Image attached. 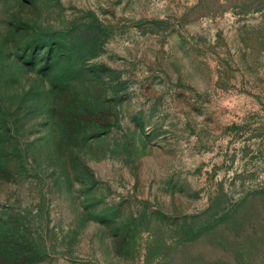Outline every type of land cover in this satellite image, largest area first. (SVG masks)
<instances>
[{"label":"rangeland","instance_id":"374dc122","mask_svg":"<svg viewBox=\"0 0 264 264\" xmlns=\"http://www.w3.org/2000/svg\"><path fill=\"white\" fill-rule=\"evenodd\" d=\"M0 250L264 264V0H0Z\"/></svg>","mask_w":264,"mask_h":264},{"label":"trees","instance_id":"16d2710c","mask_svg":"<svg viewBox=\"0 0 264 264\" xmlns=\"http://www.w3.org/2000/svg\"><path fill=\"white\" fill-rule=\"evenodd\" d=\"M9 252H11V251H8V253H9ZM11 254H12V253H11ZM8 255H9V254H8ZM4 257H5V254H4L3 252H1V250H0V264H2L3 260L5 259ZM9 257H10V258L12 257V259L14 260V258H13L12 255H9ZM1 259H2V261H1ZM12 259H11V261H12ZM4 264H5V262H4Z\"/></svg>","mask_w":264,"mask_h":264}]
</instances>
